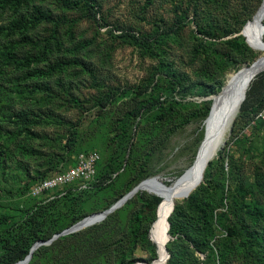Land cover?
Returning <instances> with one entry per match:
<instances>
[{
  "label": "rangeland",
  "instance_id": "1",
  "mask_svg": "<svg viewBox=\"0 0 264 264\" xmlns=\"http://www.w3.org/2000/svg\"><path fill=\"white\" fill-rule=\"evenodd\" d=\"M66 1L0 0V264L43 219L51 238L145 178L172 185L195 159L210 97L258 56L243 35L231 41L263 0ZM161 96L179 101L166 118L158 105L130 113ZM237 116L201 183L176 203L166 264H264V120L246 131L250 119ZM88 150L101 154L91 182L31 194ZM160 202L141 189L93 228L44 244L31 264L151 262ZM234 226L250 233L228 234Z\"/></svg>",
  "mask_w": 264,
  "mask_h": 264
},
{
  "label": "bare ground",
  "instance_id": "2",
  "mask_svg": "<svg viewBox=\"0 0 264 264\" xmlns=\"http://www.w3.org/2000/svg\"><path fill=\"white\" fill-rule=\"evenodd\" d=\"M258 9V17L251 22V27L246 29L242 35L248 45L257 52L258 56H262L263 60L256 63H244L238 74H236L237 70L230 71L227 74L223 90L213 96L212 111L209 117L204 120V135L206 134L207 144L198 155L195 165L185 177L179 180L177 178L172 185H164L162 183L164 181L152 176L140 188V190L147 189L161 197L156 218L150 227V237L157 248V256L153 259L152 264H165L170 257L167 247L172 239L170 217L174 206L178 200L190 196L198 187L203 179L208 159H213L218 154L228 137L230 126L243 101L241 94L232 98L231 87L235 84L244 83L248 79H253L259 72L264 70V33L261 34L259 29V16L264 13V0ZM86 221H91V218ZM135 264L147 263L138 261Z\"/></svg>",
  "mask_w": 264,
  "mask_h": 264
},
{
  "label": "trees",
  "instance_id": "3",
  "mask_svg": "<svg viewBox=\"0 0 264 264\" xmlns=\"http://www.w3.org/2000/svg\"><path fill=\"white\" fill-rule=\"evenodd\" d=\"M62 3L66 6H69V2L66 1V0H61ZM242 29V28H241ZM238 31H241V30H238ZM134 37V35H132ZM244 37L242 36V34H239L237 36H235L233 38V40L231 41V44L235 47V46H238L239 43L243 42ZM247 62V61H246ZM257 78L254 80V81H251L250 83V86L247 90V93H246V98L244 99V101L242 102V106H241V111L238 116H237V119L238 118H246V120L248 119H251L253 117V115L257 112V110L264 104V70L259 72L257 75ZM256 80H258V82H256ZM256 82V84H255ZM255 84V87L254 88H258V94L257 96L253 97V98H250L251 97V89L253 88ZM255 98V99H254ZM179 101L175 98H166L165 96H161L160 98H154V99H150L149 101H146L144 103H141L139 105H137L135 108H133L131 110V114L134 115V114H137L139 113L142 109H144L145 107H148V106H156L158 105L159 106V113L157 114V117L158 119H164L166 118L168 115H170L176 108H177V105H178ZM248 105H247V104ZM243 107V105H245ZM259 121H263V120H259ZM101 162V160H100ZM100 162L98 163V168H97V173H98V170H99V166H100ZM211 165V161L208 163L205 171H207L209 169ZM97 175V174H96ZM204 175H205V172H204ZM74 186L78 187V183H75L73 184ZM129 200V199H128ZM127 200V201H128ZM126 201V202H127ZM125 202V203H126ZM159 201H157L158 203ZM124 203V204H125ZM120 208V207H119ZM177 206L175 204L174 206V209H173V212H176L177 211ZM259 210V209H258ZM112 213V212H111ZM108 214L106 216V218L111 215ZM260 213H262L260 211ZM173 214V213H172ZM172 216V215H171ZM78 217L75 216L74 219L76 220ZM171 219V217H170ZM105 220V218L103 219ZM45 219H43L39 225V229L37 228L36 230H34L33 232L31 231H27L26 233L22 234L21 236L19 237H16L14 242H12L11 244H9V250H10V254L8 255V257L2 261L1 263H4V264H13L23 258H25L27 256V254L29 253L30 251V248H31V245L32 243L35 241V240H42L44 238H47L49 239L47 236L46 233L44 234H40L41 230H43V227H44V224H45ZM171 223V221H170ZM96 224H93L91 225L90 227H88V229L90 228H93ZM172 229H173V224L171 223V228H170V232L172 233ZM62 230H59L57 232H60ZM242 231H245V233H250V231L248 229H245L244 226H241V227H231L229 230H228V234L232 235L234 233H241ZM54 235V234H53ZM52 235V236H53ZM173 235V234H172ZM51 236V237H52ZM173 237V236H172ZM63 238V237H62ZM60 238L58 237L57 240H59ZM56 240V239H55ZM53 241L52 243H50L51 245L55 244V242L57 241ZM172 241V239L170 240V242ZM36 242V241H35ZM169 242V243H170ZM49 244V245H50ZM169 246V244H168ZM47 248V246H39L33 253V256L31 258V260L27 263V264H31V262H33V260L35 259V257L43 250ZM168 248V247H167ZM173 256V254L171 253L170 255V258ZM168 258V263L171 261V259ZM135 263V260H131L129 261L128 263L126 264H134ZM166 264V263H165Z\"/></svg>",
  "mask_w": 264,
  "mask_h": 264
},
{
  "label": "water",
  "instance_id": "4",
  "mask_svg": "<svg viewBox=\"0 0 264 264\" xmlns=\"http://www.w3.org/2000/svg\"><path fill=\"white\" fill-rule=\"evenodd\" d=\"M258 12H259V9L256 10L255 14L252 16L251 19L247 20L244 24V26L242 27L241 31L239 34H243L244 31L248 28L251 27V22L254 21L256 19V17H258ZM259 29H260V32L261 34L264 33V13L262 15L259 16ZM263 60L262 56H257L253 61L252 63H256L257 61H261ZM249 62H245V64H248ZM242 70V68L238 69L236 74H238L240 71ZM254 79V77H253ZM253 79H248L246 80L244 83H239V84H235L231 87V95H232V98L234 96H238L241 94V98L242 100L244 101V99L246 98V93H247V90L250 86V83ZM224 87V86H223ZM223 87L221 89V91L223 90ZM220 91V92H221ZM214 96V95H213ZM213 96H211L210 98L213 99ZM242 101V102H243ZM213 104H214V99H213V102H212V106L210 108V111H209V114L207 115V117H209L211 111H212V108H213ZM237 116V115H236ZM236 118V117H235ZM235 122V119L234 121L232 122L231 126H230V129H229V133H228V136L231 134L232 132V129H233V124ZM226 141L227 139L225 140L224 142V145L226 144ZM206 144H207V140H206V134L203 136V139L201 140V143L199 144V147H198V150H197V153H196V156H195V159L193 161V163L191 164V166H189L179 177H178V180L185 177L189 172L190 170L192 169V167L195 165V162H196V159L198 158V155L204 150V148L206 147ZM223 145V146H224ZM222 146V148H223ZM212 159H208L207 161V165L208 163L211 161ZM206 165V167H207ZM153 178H156L158 179L159 177L158 176H153ZM203 178H204V174H203ZM148 178H145L143 180H141L140 182H138V184H136L130 191H128L125 195H123L119 200H117L114 204H112L109 208L105 209V210H102V211H99V212H95V213H92L86 217H84L83 219L75 222L74 224H72L71 226L69 227H66L65 229H63L62 231L60 232H57L55 233L51 238L49 239H46V240H38L36 241L30 248V251L29 253L27 254V256L13 264H27L32 256H33V253L34 251L41 245H44V244H50L52 243L55 239H57L58 237L60 236H63V235H66V234H69V233H72V232H75L77 230H80L86 226H88V224H94L98 221H101L103 220L108 214H110L111 212H113L114 210H116L117 208L121 207L128 199H130L134 194H136L140 188L142 187V184L147 180ZM203 180V179H202ZM164 185H166L165 182H162ZM88 218H91V221L87 222L86 220H88ZM170 256V253L168 254ZM147 264H152L153 263V260L151 262H148V261H145Z\"/></svg>",
  "mask_w": 264,
  "mask_h": 264
},
{
  "label": "built area",
  "instance_id": "5",
  "mask_svg": "<svg viewBox=\"0 0 264 264\" xmlns=\"http://www.w3.org/2000/svg\"><path fill=\"white\" fill-rule=\"evenodd\" d=\"M259 120H264V104L250 119L248 126L245 128L246 131H249L252 124ZM100 160L101 154L99 151H82L76 156L74 163L69 167L53 172L47 177L35 182L31 186V194L33 196H40L46 191L75 183H78V187H83L95 178Z\"/></svg>",
  "mask_w": 264,
  "mask_h": 264
}]
</instances>
